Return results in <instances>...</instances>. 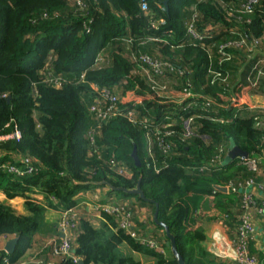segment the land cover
<instances>
[{
    "label": "trees",
    "instance_id": "1",
    "mask_svg": "<svg viewBox=\"0 0 264 264\" xmlns=\"http://www.w3.org/2000/svg\"><path fill=\"white\" fill-rule=\"evenodd\" d=\"M140 1L83 0L84 9H78L69 0H0V136H4L0 139V152H4L0 163L13 162L9 153H18L34 157L40 165L35 174L22 177L0 167V189L10 198L37 189L55 198L56 203L48 200L50 206L67 209L76 205L78 192L108 186L94 182L104 180L115 187L133 188L141 177L144 195L153 202L108 186L109 190L136 198L141 211L153 213L157 203L158 219L168 225L185 264H230L206 250L199 220L233 218L229 206L239 198L240 211V193L218 187L244 181L253 172L240 163L237 166L239 158L224 159L219 170L200 172L198 166L220 146L227 153L226 144L231 139L249 155L264 152V129L255 125V114L243 113L239 107L249 102L253 92L246 80L250 66L264 58L258 53L247 59L252 39H259L254 48L264 51V0H258L251 13L237 12L246 0H169L168 10L162 0H147L149 14L142 12ZM150 17L164 22L151 28ZM189 23L204 35L202 39L187 34ZM148 36L162 41L148 40ZM240 39L246 44L228 48L230 58L219 65L218 46ZM100 52L104 62L94 67ZM141 53L166 59L183 71L180 76L176 72L166 76L175 90H181L188 80L194 91L211 96L217 104L201 111L199 117L198 110L182 113L176 103L157 97L132 60ZM209 62L227 77V87L219 82L210 85L206 80ZM47 70L61 75L64 81L60 87L42 81ZM84 71L82 82L79 77ZM89 83L124 95L122 108L133 107L128 93L134 91L142 99V104L134 106L137 120L146 117L153 124L161 123L165 115H191L196 117L197 128L183 141L179 134L183 124L177 122L175 135L166 138L172 143L170 150L163 153L154 145L158 172L146 153V158L142 157L144 129L121 116L102 126L95 136V147H91L98 155L89 156L86 132L93 122L88 108L94 96ZM212 110L224 121L209 120ZM15 129L19 139L11 137ZM134 146L140 167L131 156ZM112 157L125 162L129 177L109 170L107 163ZM128 207L135 218L136 210ZM25 208L26 214H19L0 203V236L18 238L12 254L2 253L12 263L31 246L44 212V207L29 200ZM101 216L106 222L99 227L81 218L74 248L78 262L66 258L60 264H142L122 254L121 244L153 256L156 264H177L172 254L167 258L118 228L112 215ZM152 223L162 229L153 219ZM165 239L169 242L166 235Z\"/></svg>",
    "mask_w": 264,
    "mask_h": 264
},
{
    "label": "built area",
    "instance_id": "2",
    "mask_svg": "<svg viewBox=\"0 0 264 264\" xmlns=\"http://www.w3.org/2000/svg\"><path fill=\"white\" fill-rule=\"evenodd\" d=\"M71 4L78 9H84L83 0H69ZM258 2V0H246L242 5L238 13H251L253 11V6ZM140 8L144 14H149V6L147 0L140 1ZM163 19L150 17L149 24L151 28H157L160 24H163ZM88 31V28L86 27ZM187 34L190 35L192 39H202L204 35L200 34L195 30L193 25L189 23L187 25ZM148 40L159 41L161 38L148 36ZM260 43L259 39H252L251 45L248 46V50L251 52L255 46ZM245 40L240 39L238 41H226L218 46L217 53L218 64L220 65L223 61L230 58L227 53V49L230 47H240L245 45ZM132 60L137 63L139 68V73L145 79L149 85V90L160 97L165 102H173L179 106V109L183 112L198 110V116L201 117V111L216 105L217 103L211 96H205L200 92H196L192 89L191 83L185 80V84L182 86L181 90H175L169 80H166L168 73L176 72L179 76L183 74L182 70L174 68V65L162 58L153 57L147 53H141L134 55ZM104 62L103 53L100 52L94 60V67H100ZM206 80H208L210 85L216 83H225L228 86L227 77L223 76L221 71L214 68L209 62L206 70ZM80 80L85 82V71L80 74ZM162 78H165L163 80ZM42 81L46 84L52 85L54 87H60L64 81L60 74L54 73L52 70H47L44 72ZM125 83V82H124ZM175 84V83H174ZM91 91L94 93L93 100L89 106V112L92 117V125L87 129L86 137L89 141L88 155H94L95 149V136L99 134L102 126L107 123L112 118L121 116L128 119L131 123H138L144 129V139L146 143V154L147 157L152 161V167L156 172L158 168L156 166V158L153 151L154 145L163 152L166 153L170 150L171 141L166 139L169 136L175 135L176 131L173 129L175 123H182V127L179 130L180 140H185L193 134V131L197 128L195 122V116L184 117L180 115L178 117H171L167 115L161 123L149 122L146 117L141 119L136 118L135 105L142 104V99L135 95L134 91L128 93V99L133 103L131 108H122L120 103H124V95H118L117 91H113L108 87H102L95 83H89ZM176 95V96H174ZM124 98V99H123ZM218 111L212 110V115H210L209 120L213 122H223L224 118H221ZM178 133V132H177ZM11 137L16 139L20 138V133L17 129L11 134ZM4 136H0V139ZM264 140V136L262 138ZM0 152V157L3 155ZM225 147L220 146L217 152L207 161L203 162L198 166L200 172L207 170H219L223 165L225 158ZM98 155V153H97ZM9 156L14 158L13 162L7 161L0 163V167L6 169L9 173L17 177H22L25 175L35 174L40 165L34 157L27 154L9 153ZM19 162V165L17 164ZM239 163L244 165L249 171L257 173L260 170V166L264 163V152L262 153H252L248 154L247 158H239ZM109 170L120 176L129 177L131 172L127 165L123 161L116 160L112 157L108 163ZM258 182L255 181L253 177H249L244 181H229L225 186L227 191L240 193V211L237 215V225L233 230V235L229 241V247L226 248L225 252L221 253L223 257L230 259L236 264H259L257 257L251 254L248 250L249 240L255 235L256 227L253 219V211H256L260 216H264V201H258V199L251 193L250 188L257 185ZM259 186L264 187L263 183H258ZM50 200L56 203L54 197L50 196ZM90 211L98 217L101 213H107L112 215L117 221L118 228L122 229L125 233L130 235L135 240L142 244L147 245L150 248L158 249L160 253L164 254V247L158 243V241L142 236L140 230L136 228L135 218L132 216V212L126 203L123 202H113V203H94L89 208ZM62 216L58 222V235L59 238L53 242L52 252L55 256L60 259L70 258L73 262H78V257L74 254V248L76 246V239L79 234V224L81 218H84L82 210L70 207L67 209H61ZM86 215V214H85ZM102 217V216H101ZM86 218V217H85ZM87 219V218H86ZM89 220V219H87ZM148 217L144 214L141 215L139 221L146 224ZM152 221V218H149ZM90 223L93 225L92 221ZM218 252V251H217ZM6 253V252H5ZM219 253V252H218ZM7 254V253H6ZM1 264H28L25 261H17V263H12L7 255H3L1 259Z\"/></svg>",
    "mask_w": 264,
    "mask_h": 264
},
{
    "label": "crops",
    "instance_id": "3",
    "mask_svg": "<svg viewBox=\"0 0 264 264\" xmlns=\"http://www.w3.org/2000/svg\"><path fill=\"white\" fill-rule=\"evenodd\" d=\"M216 27L217 26H215V29ZM246 80L253 87V92L251 94L249 93V102L247 104H241L239 107L243 113L255 114V125L258 128L264 129V58L257 59L256 62L250 66ZM228 145L229 143L226 144L227 150ZM9 157L12 158V156ZM12 159L14 161V158ZM236 165H239V161ZM252 175L253 176L251 177H253L256 182L263 183L264 167H262V169L260 168L259 172L252 173ZM258 183L257 185L255 184L252 186L250 191L258 199V201H264V187L259 186ZM116 198L117 197H114L106 186H94L76 194L75 200L77 203L74 207L82 210L84 218L86 217L89 221L95 223L93 224L95 227H99L106 222L105 218L101 216L98 217L92 212L87 213V211H90L89 208L94 203L118 202ZM49 199L50 196L47 197L43 192L37 189L26 193L24 196H15L12 198L7 197L3 190L0 189V203L12 208L19 214H26L25 202L27 200L44 207V212L39 218L38 229L32 236L31 246L26 250L24 256L19 261H25L28 262V264H60L61 259L53 254L52 246L53 242L59 238L57 227L59 219L62 216V212L61 208H53L50 206L48 204ZM122 202H127V205L136 210V228L140 230L141 235H144L145 237L153 235L157 241L165 247V232L164 230L154 226L152 221L149 220L151 211H147L146 209H144L145 211H141L139 209L138 201L134 197L122 198ZM229 207L233 211L230 213V216H233V218H229V220L216 218L206 220L201 218L199 221L201 223L203 221L200 225L206 235V240L203 244L206 250L218 260L227 261L230 264H236L230 259L223 257L221 254L229 247L230 238L232 237L233 230L238 223L237 215L239 211V198ZM142 214L148 217L146 224L139 221ZM253 219L256 227V233L249 240L248 250L251 254H254L257 257L259 264H264V216H260L256 213V211H253ZM13 237L14 236L8 235L0 236V264L2 263V253L5 252V244ZM125 245L128 247L127 244ZM129 249L131 251L130 256L139 260L142 264H156V260L153 256L133 251L131 248Z\"/></svg>",
    "mask_w": 264,
    "mask_h": 264
},
{
    "label": "water",
    "instance_id": "4",
    "mask_svg": "<svg viewBox=\"0 0 264 264\" xmlns=\"http://www.w3.org/2000/svg\"><path fill=\"white\" fill-rule=\"evenodd\" d=\"M168 2H169V0H162V3H163L166 10H168ZM258 53L260 55L264 56V51H262L259 48H253V50L247 55V59L249 60L250 58H252L253 56H255ZM242 68H243V66L241 67L240 70H242ZM131 156L133 158L135 165L137 167H140L141 162H140V159L137 155V150H136L135 146L132 149ZM247 156H248L247 151L240 149L234 143V141L232 139L229 141L228 150H227V153L225 156L226 162H230L236 158H247ZM140 182H141V177L138 178L137 184L133 188L115 187V186H112L111 184H109L108 182H106L104 180L99 181V182H94V184H96V185H108L110 187V189H112V190H116V191L121 190L125 193L137 195L138 197H140L143 200L153 202L152 199H148L145 197L144 192L141 188ZM218 188L223 190V191L226 190L225 187H218ZM152 217H153L154 223L156 225L162 227V229L165 232L166 237L169 239L170 251H171L172 256L176 259L177 264H185L184 258L182 257V255L180 254V252L177 249V245H176L174 235L170 232L168 225H166L165 223H163L162 221H160L158 219V204L157 203H155V209L153 211ZM17 241H18V238L13 237L6 242L4 250L7 254H12L14 252Z\"/></svg>",
    "mask_w": 264,
    "mask_h": 264
},
{
    "label": "rangeland",
    "instance_id": "5",
    "mask_svg": "<svg viewBox=\"0 0 264 264\" xmlns=\"http://www.w3.org/2000/svg\"><path fill=\"white\" fill-rule=\"evenodd\" d=\"M165 116H167V115H165ZM141 152H142V157L144 158H146V155H145V153H146V143H145V139L143 138V142H142V150H141ZM112 177V179H116L114 176H111ZM108 189H109V187L108 186H106ZM110 191V190H109ZM110 193H112L113 195H114V197H117L116 199L118 200V203L120 202H122V198H126L125 196H123L121 193H119V192H111L110 191ZM123 203H125V202H123ZM127 203V202H126ZM153 213H152V211H151V213H150V215H149V218H152L153 219ZM206 221V220H205ZM151 223V222H150ZM201 223V222H200ZM202 223H203V221H202ZM201 223V224H202ZM200 225V224H199ZM201 226V225H200ZM203 229V228H202ZM57 230H58V228H57ZM204 235H205V233H204ZM153 236V235H152ZM152 236H150L149 238H152V239H154V240H156L157 241V239L154 237H152ZM205 240H206V235H205V239L203 240V244H204V242H205ZM159 243V242H158ZM160 244V243H159ZM161 245V244H160ZM119 250H120V252L122 253V254H129L130 255V249L125 245V244H121L120 246H119ZM158 252H160L158 249H156ZM164 253H165V256L168 258H170L171 257V253H170V246H169V242L167 241H165V247H164Z\"/></svg>",
    "mask_w": 264,
    "mask_h": 264
}]
</instances>
